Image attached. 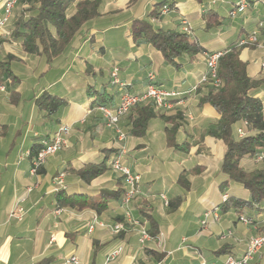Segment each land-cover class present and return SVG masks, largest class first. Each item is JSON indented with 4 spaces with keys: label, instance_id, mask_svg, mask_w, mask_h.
<instances>
[{
    "label": "crops",
    "instance_id": "1",
    "mask_svg": "<svg viewBox=\"0 0 264 264\" xmlns=\"http://www.w3.org/2000/svg\"><path fill=\"white\" fill-rule=\"evenodd\" d=\"M159 1L139 0L130 5V0H102L101 15L87 22L70 46L50 61L25 52L19 39L0 38V58L16 57L12 62L16 80L0 83V264H72L67 262L71 257H77L79 264H196L201 258L222 264L227 256L246 252L257 228L245 225L239 217L264 219V210H221L224 195L244 200L250 195L221 172L225 145L207 134L219 123L220 115L210 105L199 104L205 83L194 88L208 72L206 54L224 53L258 29L264 0H252L236 17L230 12L240 0H171L174 10L164 12L154 25L179 31L191 28V40L205 49L179 59V68L167 64L151 45H137L131 34L133 21L146 17ZM3 5L0 0V15ZM25 7L21 3L16 7L11 29ZM210 9L220 24L209 29L204 13ZM74 12L72 7L69 15ZM259 40L263 46V30ZM241 60L247 63L249 77H264L263 48L246 47ZM115 68L120 84L114 83ZM150 73L158 86L180 93L166 113L184 117L178 147L167 145L168 124L161 118L151 121L145 136L134 137L130 112L120 121L126 134L121 140L106 126L99 110L92 108L103 91L113 98L110 105L118 104L123 84L132 94L143 93L150 85ZM44 93L64 98L67 104L48 115L36 104ZM251 94L264 104V85ZM62 125L71 128L68 146L33 173V148L49 141ZM242 126H234L235 136ZM110 150L115 152L108 161L109 170L91 183L72 171L103 162ZM122 150L125 166L140 176V193L134 199L129 203L111 200L103 213L57 207L58 190L89 196L117 191L121 175L110 169V162ZM260 164L243 160L247 170L264 168ZM197 168L202 170L187 176L184 182L190 187L185 188L181 173ZM61 175L63 187L57 184ZM179 196L182 204L170 210L166 201ZM18 208L24 210L21 220L11 216L13 211L19 215ZM127 210L146 224L150 234L156 233L153 240L141 244L138 229L129 223L120 233L112 231L116 223L125 222ZM208 212L212 214L203 225ZM90 225H94L92 231ZM119 249V255L112 258ZM253 262L264 264V248Z\"/></svg>",
    "mask_w": 264,
    "mask_h": 264
},
{
    "label": "trees",
    "instance_id": "2",
    "mask_svg": "<svg viewBox=\"0 0 264 264\" xmlns=\"http://www.w3.org/2000/svg\"><path fill=\"white\" fill-rule=\"evenodd\" d=\"M138 1L130 0V5ZM198 1L202 2V0ZM247 1L250 6L252 0ZM20 3L25 4L26 7L16 19L14 29H11V37L21 40L25 52L40 54L50 61L60 56L70 46L87 22L101 15L102 0H21ZM72 7L75 8V12L69 15ZM174 8L175 4L171 0L157 2L146 17L133 21L131 34L137 45H151L162 53L167 64L179 68V59L185 56L194 57L204 53L205 49L191 40L192 31L186 33L154 25L156 21L161 20L164 12L174 10ZM204 17L209 29L220 24L217 14L211 9L205 11ZM240 42L233 43L223 53L217 71L220 85L214 86L211 81L205 83L206 91L199 103L210 105L220 115L219 123L208 130L207 134L221 140L225 145L226 151L221 163V172L228 176L229 181L246 189L250 195L248 200L228 197L227 201L221 204V210L225 213L230 210L238 212L256 208L264 210L262 206L264 204V168L247 170L243 166L245 158L253 160L264 149V104L251 94L253 90L264 85V77L259 79L249 77L247 63L241 60L242 51L246 47ZM15 58L13 55L0 58V83L7 79H12L13 82L16 80L12 70V62ZM112 99L107 92H100L92 103V108L100 106L114 108L117 104L110 105ZM36 104L40 110L53 115L65 106L67 101L56 95L44 93L36 100ZM131 112L133 113L132 136H145L151 121L161 118L168 124L166 128L167 145L178 147L177 134L184 121L181 113L162 114L154 103L136 106ZM245 121L247 122L245 126L247 134L238 138L234 135V126L237 123L243 125ZM43 147L42 144L33 148V159ZM108 152L110 153L103 162L87 164L79 170L73 169L72 171L83 182L91 183L109 170L108 161L115 151ZM201 170L202 168L183 171L180 175V182L185 184L184 181L188 175ZM189 187V185L185 186L187 189ZM126 192L125 181L121 176L117 191L104 190L99 195L89 196L86 194L70 195L64 190H58L55 197L59 208H70L76 211L90 209L103 213L109 208L111 200L124 202ZM182 202L183 197L174 198L168 203L169 209L177 210ZM252 220L255 225H258L262 219ZM260 228L264 231L263 226ZM155 234L151 233L152 236Z\"/></svg>",
    "mask_w": 264,
    "mask_h": 264
},
{
    "label": "built area",
    "instance_id": "3",
    "mask_svg": "<svg viewBox=\"0 0 264 264\" xmlns=\"http://www.w3.org/2000/svg\"><path fill=\"white\" fill-rule=\"evenodd\" d=\"M20 1L21 0H4L2 13L0 15V37L3 35L10 36L12 34L11 23L14 19L15 8L17 4L20 3ZM248 8H249V2L247 0H240L236 5H234L233 9L230 12V16L236 17L238 14L244 13ZM261 30H264V13H263V18L259 21L258 29L254 31L252 34H250L248 37L242 39L240 42L241 45L243 46L260 45L259 35ZM183 31L186 33H191V28L185 27ZM262 47L264 48V45ZM222 56H223L222 52L206 54L208 72L206 75L202 77L199 84H203L211 81L214 86L220 85V80L218 79L217 71H218L219 60ZM261 65H262V69L264 70V61L262 62ZM118 73H119V69L115 68L112 75L114 78V83L116 84L121 83L118 78ZM148 76L150 80V85L143 93L132 94L126 89V85L123 84L125 89L122 92L119 103L117 104L116 107L114 108L108 106L98 107V110L101 111L103 117L106 119L108 126L115 129L116 133L118 134L121 140L125 139L126 134L123 132V130L120 127V121L123 117L128 115L129 112L134 107L144 105L150 102V103H154L160 112H167L173 109L175 105L174 103L175 100L180 96V93H178L177 91L167 90L161 86H158L155 83V75L153 73H150ZM197 88L198 85L194 88V90H196ZM2 90H4V88H2ZM246 125L247 122L245 121L243 123V127L238 129L237 132L240 137H244L247 134L245 131ZM68 133H69L68 127L61 126L49 141L43 142L44 145L43 149L33 159V163H32L33 173H36V171L45 164L48 157L61 152L64 148L68 146V140H67ZM124 154L125 151H123L122 154L120 153L115 157H113L112 161L110 162V167L114 172L120 174L124 178L125 187L127 190L124 203H129L133 198H135L140 193V190L137 187V183L140 180V176L133 174L130 171V169L127 166H125L123 162ZM256 160L257 161L264 160V149H262L260 153L257 155ZM57 184L63 187V175H61L58 178ZM227 199H228V195H224L223 201L226 202ZM166 204H168V201H166ZM17 211L19 212V215L16 213V211H13L11 216L18 217L21 220L24 214V210L22 208H18ZM211 214L212 213L210 212L205 214V219L202 221L203 225L207 223V220L211 216ZM215 218L216 219L219 218L218 214L215 215ZM239 220L245 225L252 226L254 228H258L260 226L264 227V219H262L258 225H255V222L252 219L244 215H241L239 217ZM127 223L131 224L132 226L138 229L139 241L141 244L153 240L154 237L150 234L146 224L141 220L135 218L131 210H127L125 212V222L116 223L112 227V231L115 234L120 233L121 231L125 230ZM101 225L104 226L103 224ZM93 229H94V225H90V231H92ZM263 247H264V235L254 236L250 239L247 246V250L244 253V255L240 257L229 255L225 258V261L222 264H252L255 257L261 252ZM120 251L121 249L113 252L112 258L118 256ZM67 262L72 264L80 263L77 257H71ZM196 264H210V263H208L204 258H201L196 262Z\"/></svg>",
    "mask_w": 264,
    "mask_h": 264
},
{
    "label": "rangeland",
    "instance_id": "4",
    "mask_svg": "<svg viewBox=\"0 0 264 264\" xmlns=\"http://www.w3.org/2000/svg\"><path fill=\"white\" fill-rule=\"evenodd\" d=\"M18 5H19V3L17 4V6H18ZM17 6H16V7H17ZM15 9H16V8H15ZM11 31H12V30H11ZM11 35H12V34H11ZM11 35H10V36H4V35H3V36H1V37H11ZM1 37H0V38H1ZM260 45H261V44H260ZM260 45H254V46H255V47H259V48H260V47L263 48V47L260 46ZM245 47H251V48H252L253 46L249 45V46H245ZM263 50H264V48H263ZM261 64H262V63H261ZM261 68H262V65H261ZM40 70H41V69H39V71H40ZM262 70H263V69H262ZM203 84H204V83H203ZM200 85H202V84H199L198 87H199ZM197 89H198V88H197ZM149 103H150V102H149ZM149 103H146V104H144V105H147V104H149ZM140 106H141V105H140ZM97 110H98V107H97ZM157 110H158V109H157ZM131 111H132V110H131ZM131 111H130V112H131ZM158 111H159V110H158ZM99 112L101 113L100 110H99ZM130 112H129V113H130ZM159 112H160V111H159ZM167 112H168V111H167ZM167 112H163V113H167ZM161 113H162V112H161ZM101 114H102V113H101ZM102 116H103V115H102ZM103 118H104V117H103ZM104 119H105V118H104ZM105 122H106V126H107L108 128L115 130L114 128L108 126L106 119H105ZM62 126H66V127H68V129H69V133H70L71 128H70L69 126H67V125H62ZM60 127H61V126H60ZM120 127H121V126H120ZM242 127H243V126H242ZM240 128H241V127H240ZM237 131H238V130H237ZM69 133H68V135H67V140H68ZM236 134H237L238 138H242V137H240V136L238 135V132H236ZM68 144H69V141H68ZM64 149H65V148H64ZM123 151H124V150H122V152H123ZM122 152H121V154H122ZM256 157H257V156H256ZM48 158H49V157H48ZM253 160H254L255 162L259 163V164L261 163V164L259 165V167H264V164H263V163H264V160H263V161H257L256 158H254ZM45 163H46V162H45ZM44 165H45V164H44ZM63 176H64V175H63ZM133 199H134V198H133ZM206 224H207V223H206ZM206 224H205V225H206ZM256 230H257V233H256L255 236H258V235H264V231H262V229H261L260 227H258ZM263 248H264V247H263ZM263 248H262V249H263ZM261 251H262V250H261ZM260 253H261V252H260ZM258 255H259V254H258ZM254 260H255V259H254ZM224 261H225V260H224ZM252 263H254V262H252Z\"/></svg>",
    "mask_w": 264,
    "mask_h": 264
}]
</instances>
